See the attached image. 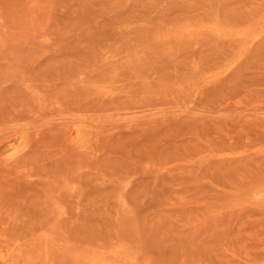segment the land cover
<instances>
[{"label": "rangeland", "instance_id": "rangeland-1", "mask_svg": "<svg viewBox=\"0 0 264 264\" xmlns=\"http://www.w3.org/2000/svg\"><path fill=\"white\" fill-rule=\"evenodd\" d=\"M0 264H264V0H0Z\"/></svg>", "mask_w": 264, "mask_h": 264}]
</instances>
